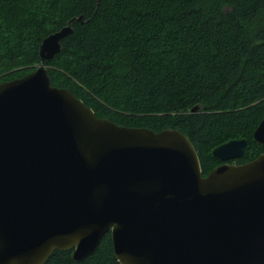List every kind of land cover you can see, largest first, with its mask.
<instances>
[{
	"label": "water",
	"instance_id": "1",
	"mask_svg": "<svg viewBox=\"0 0 264 264\" xmlns=\"http://www.w3.org/2000/svg\"><path fill=\"white\" fill-rule=\"evenodd\" d=\"M74 21L43 41L35 72L0 84V264L81 263L108 234L120 264H264V154L232 165L248 142H228L204 177L179 130L119 126L52 86L44 63Z\"/></svg>",
	"mask_w": 264,
	"mask_h": 264
},
{
	"label": "trees",
	"instance_id": "2",
	"mask_svg": "<svg viewBox=\"0 0 264 264\" xmlns=\"http://www.w3.org/2000/svg\"><path fill=\"white\" fill-rule=\"evenodd\" d=\"M73 20L44 63L52 86L119 126L179 130L204 177L228 142H248L237 164L264 154V0H0V84L35 72L43 41ZM72 253L47 264H120L110 234L85 261Z\"/></svg>",
	"mask_w": 264,
	"mask_h": 264
},
{
	"label": "rangeland",
	"instance_id": "3",
	"mask_svg": "<svg viewBox=\"0 0 264 264\" xmlns=\"http://www.w3.org/2000/svg\"><path fill=\"white\" fill-rule=\"evenodd\" d=\"M39 66H40V65H39ZM38 68H39V67H38ZM38 68L36 67V70H37ZM36 70H35V71H36ZM201 110H202V109H200V111H201ZM218 161H219V160H218ZM219 162H220V161H219ZM220 163H221V162H220Z\"/></svg>",
	"mask_w": 264,
	"mask_h": 264
},
{
	"label": "flooded vegetation",
	"instance_id": "4",
	"mask_svg": "<svg viewBox=\"0 0 264 264\" xmlns=\"http://www.w3.org/2000/svg\"><path fill=\"white\" fill-rule=\"evenodd\" d=\"M235 164H237V163L235 162ZM237 165H239V164H237Z\"/></svg>",
	"mask_w": 264,
	"mask_h": 264
}]
</instances>
